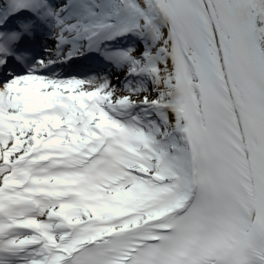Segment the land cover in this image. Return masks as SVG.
<instances>
[{
	"label": "snow or ice",
	"instance_id": "1",
	"mask_svg": "<svg viewBox=\"0 0 264 264\" xmlns=\"http://www.w3.org/2000/svg\"><path fill=\"white\" fill-rule=\"evenodd\" d=\"M0 264H264V0H0Z\"/></svg>",
	"mask_w": 264,
	"mask_h": 264
},
{
	"label": "bare ground",
	"instance_id": "2",
	"mask_svg": "<svg viewBox=\"0 0 264 264\" xmlns=\"http://www.w3.org/2000/svg\"><path fill=\"white\" fill-rule=\"evenodd\" d=\"M101 63L99 62H95V61H83V60H78L72 63L71 67L66 69L67 71L70 70H77V71H82V70H86L89 67L90 68H95L100 66ZM103 65V64H102ZM105 69V68H104ZM105 73V70L103 71V74Z\"/></svg>",
	"mask_w": 264,
	"mask_h": 264
},
{
	"label": "rangeland",
	"instance_id": "3",
	"mask_svg": "<svg viewBox=\"0 0 264 264\" xmlns=\"http://www.w3.org/2000/svg\"><path fill=\"white\" fill-rule=\"evenodd\" d=\"M113 82H115V79H114V81Z\"/></svg>",
	"mask_w": 264,
	"mask_h": 264
}]
</instances>
